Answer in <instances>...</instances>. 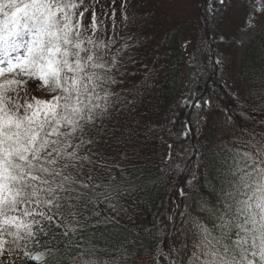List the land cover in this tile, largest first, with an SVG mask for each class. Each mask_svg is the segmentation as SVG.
<instances>
[{"label":"snow or ice","instance_id":"snow-or-ice-1","mask_svg":"<svg viewBox=\"0 0 264 264\" xmlns=\"http://www.w3.org/2000/svg\"><path fill=\"white\" fill-rule=\"evenodd\" d=\"M99 2L0 0V264H118L98 258L95 238L120 224L121 201L137 191L112 175L114 168L121 177L126 172L112 152L132 138L117 117L135 108L140 93L117 91L127 83L130 45L113 51L117 41L104 27L107 13L98 22ZM232 2L218 0L224 8ZM121 15L127 27L129 16ZM111 17L115 34L114 10ZM184 103L211 108L210 100ZM246 111L240 117L251 126L201 155L187 191L179 190L182 210L179 204L171 210L192 223L187 264H264V117L257 121ZM252 111L264 112V103ZM200 112L197 126L207 123ZM233 121L227 117L229 126ZM192 193L196 215L187 204ZM101 203L114 215H102ZM57 234L68 241L63 247L49 243ZM152 238L155 264L157 256L178 264L180 249L165 253Z\"/></svg>","mask_w":264,"mask_h":264},{"label":"trees","instance_id":"trees-1","mask_svg":"<svg viewBox=\"0 0 264 264\" xmlns=\"http://www.w3.org/2000/svg\"><path fill=\"white\" fill-rule=\"evenodd\" d=\"M181 1L175 0L167 14L158 15L154 9L149 17L146 14L138 17L145 32L143 35L149 37L160 22H167L164 47L160 50L155 72L170 82L162 104L149 103L150 107L137 102L131 112L123 111L117 117L123 126L130 122L132 138L129 143L113 150L114 162L122 164L126 172L121 177L119 169L114 168L112 175L136 186L135 194L123 200L127 199L135 206L136 210L132 208L139 212V223L121 221L105 234L97 233L95 239L101 249L97 256L101 261L116 260L118 264H125L134 257L155 264L153 235L159 238L160 248L165 253L170 252V240L179 234L172 238L173 222L168 217L175 216L171 210L178 204L181 210L183 208L178 193L181 188L187 189V182L191 179L189 170L196 168L202 154L209 157L217 143L231 142L233 135L240 134L241 127L251 126L240 117L242 110L246 109L245 114L257 121L264 117V112L252 111L264 103L261 99L264 97V21L259 23L251 41L239 46L235 36L217 34L222 29L223 19L215 21L210 16V8L216 0H204L197 10L189 13L180 10ZM258 1L264 4V0ZM249 5H252L251 0ZM226 47L236 48V56L223 51ZM189 51L193 52L195 63L190 67L192 80L186 88ZM217 56L223 58V64H214ZM121 93L129 95L136 91L133 93L129 88ZM203 100H210L211 108L202 112L184 103ZM197 112L206 118V125L197 126ZM230 115L234 117L235 127L229 126L227 135L221 137L220 123ZM187 127L191 131L185 137L183 133ZM117 135H120L119 131ZM123 155L128 159L121 160ZM176 165L180 168L177 169ZM202 183L205 190L200 194L206 196L207 179ZM98 209L102 215L112 214L104 203L99 204ZM194 239L191 227L186 243L192 244ZM49 243L63 247L68 241L57 234V239ZM124 248L128 249L127 253H122ZM180 257H175L178 264H187L188 260ZM157 260L159 264H167L163 257L157 256ZM26 264L35 262L27 261Z\"/></svg>","mask_w":264,"mask_h":264},{"label":"rangeland","instance_id":"rangeland-1","mask_svg":"<svg viewBox=\"0 0 264 264\" xmlns=\"http://www.w3.org/2000/svg\"><path fill=\"white\" fill-rule=\"evenodd\" d=\"M204 0H182L180 5V10L182 12H193L197 10L198 6L202 4ZM227 2V0H226ZM252 5H249V0H233L231 5L227 8H224L218 3V0L210 8V16L218 21L222 20V29L219 30L217 34L219 35H229L235 36L237 45L247 44L251 41L253 35L256 32V29L259 23L264 21V4H261L258 0H251ZM175 3V0H126V7L121 9V0H100L99 4L96 6V14L98 22L102 17V12L107 13L103 16L104 27L107 29L108 36H114L116 39V44L113 46V51L121 48L122 45L127 41L130 45V48L125 52V57H131L132 59L128 62V79L126 85L121 89L117 88V91H124L131 89L133 93L137 90L140 91L139 104L144 103L151 107V104L160 105L164 101V94L167 92V86L169 82L166 77L162 78L161 74L155 72L156 65L160 59V50L164 47V36L168 29V25L161 23L156 27L154 34H149L151 37H155L154 41L151 40V37L144 36L145 34L140 21V16L149 17L150 11H156V14L160 15L161 13H169V7ZM197 7V8H196ZM115 11V25L116 33L112 32V22L113 18L111 17V11ZM91 9L89 10V12ZM122 12H126L129 16V22L127 27L122 23ZM89 16V13H85V18ZM143 25V24H142ZM146 27V26H145ZM140 29V30H137ZM159 33V36L157 34ZM97 35H100L97 32ZM131 37V39H128ZM226 52H230L231 55L236 56V48L226 47ZM188 55V54H187ZM240 59V57H239ZM189 66L186 70L185 77V87L188 88L190 81L192 80V67L195 63V56L192 51H189V58H187ZM145 81H147V89L144 88ZM40 92H34V95H39ZM151 103V104H149ZM123 123V122H121ZM130 122H127L124 125L125 129L129 128ZM235 125V124H234ZM221 127V137L227 135L229 131V124L226 121L220 123ZM232 127V126H230ZM233 128V127H232ZM188 184L186 188L188 189ZM186 189V191H187ZM182 197V196H181ZM195 193H192L188 200L187 204L189 205V211L193 215H196L197 212L193 211L191 205L195 199ZM183 203V197L182 201ZM123 208L126 211L120 213V220L125 221L130 224L139 223L138 215L139 212H135L136 208L130 202L125 199L121 201ZM135 209H133L132 208ZM110 215H114L113 213ZM169 218V217H168ZM173 222V233L172 238L175 234H179L176 238L170 240V250L173 247H178L180 249L179 255L180 258L189 259L192 252V244L186 243L187 232L191 230L192 223L189 220L188 216L185 215L183 218L179 216H174L172 219ZM192 243V242H191ZM187 245V250H184L183 245ZM123 264V263H120ZM125 264H154L152 262L144 261L139 259L130 258L129 261ZM165 264V263H164Z\"/></svg>","mask_w":264,"mask_h":264}]
</instances>
